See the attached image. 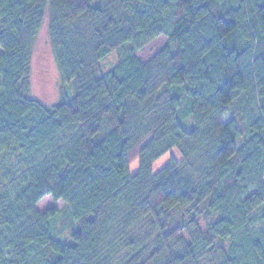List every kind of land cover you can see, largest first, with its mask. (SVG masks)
Wrapping results in <instances>:
<instances>
[{"label": "trees", "instance_id": "obj_1", "mask_svg": "<svg viewBox=\"0 0 264 264\" xmlns=\"http://www.w3.org/2000/svg\"><path fill=\"white\" fill-rule=\"evenodd\" d=\"M0 264H264V0H0Z\"/></svg>", "mask_w": 264, "mask_h": 264}, {"label": "rangeland", "instance_id": "obj_2", "mask_svg": "<svg viewBox=\"0 0 264 264\" xmlns=\"http://www.w3.org/2000/svg\"><path fill=\"white\" fill-rule=\"evenodd\" d=\"M165 36H160L156 40L146 45L144 49L138 52V55L144 60H148L153 57L166 42ZM119 57L116 52L104 57L102 61V68L110 69L118 61ZM29 82H30V95L46 104L51 106L55 104L62 95L61 88L64 84L61 71L58 68L57 60L55 59L54 49L52 47V41L50 39L49 28L45 24L38 34L37 41L33 47V54L31 58V65L29 69ZM65 90L72 93L73 84L66 83ZM174 155L180 159L182 157L181 152L177 148H173L172 152L162 155L154 163L153 170L159 171L167 165L171 156ZM138 160L135 159L131 162V172L134 174L138 171ZM59 208L65 207V202L59 200L56 203L50 195H46L41 202L37 204V209L42 213L46 209L56 205ZM60 240L64 242L70 241V237H60Z\"/></svg>", "mask_w": 264, "mask_h": 264}]
</instances>
